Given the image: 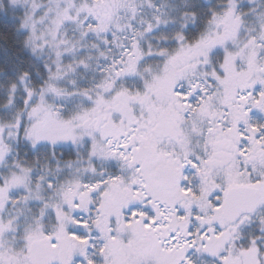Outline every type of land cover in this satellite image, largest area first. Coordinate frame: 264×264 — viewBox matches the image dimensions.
I'll use <instances>...</instances> for the list:
<instances>
[{
  "label": "snow or ice",
  "instance_id": "1",
  "mask_svg": "<svg viewBox=\"0 0 264 264\" xmlns=\"http://www.w3.org/2000/svg\"><path fill=\"white\" fill-rule=\"evenodd\" d=\"M0 264H264V0H0Z\"/></svg>",
  "mask_w": 264,
  "mask_h": 264
}]
</instances>
